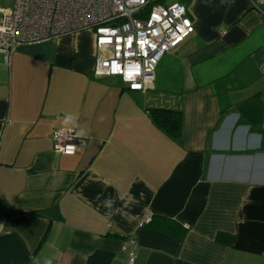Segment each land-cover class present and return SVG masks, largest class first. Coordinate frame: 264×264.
I'll list each match as a JSON object with an SVG mask.
<instances>
[{
  "label": "crops",
  "instance_id": "obj_1",
  "mask_svg": "<svg viewBox=\"0 0 264 264\" xmlns=\"http://www.w3.org/2000/svg\"><path fill=\"white\" fill-rule=\"evenodd\" d=\"M165 1L194 30L145 91L93 73L92 31L0 53V264H128L132 234L133 264H264V0ZM150 108L180 111L176 138Z\"/></svg>",
  "mask_w": 264,
  "mask_h": 264
},
{
  "label": "built area",
  "instance_id": "obj_2",
  "mask_svg": "<svg viewBox=\"0 0 264 264\" xmlns=\"http://www.w3.org/2000/svg\"><path fill=\"white\" fill-rule=\"evenodd\" d=\"M262 0H250L259 8ZM92 31L98 50L93 73L116 75L130 90L151 88L162 55L193 30L185 5L160 0H14L0 9V53L9 61L22 44L52 40L64 34ZM264 74V66L261 68ZM54 150L74 154L82 141L71 129L51 134ZM150 219L147 214L139 226ZM2 225L0 223V232ZM135 235L122 239L120 249L133 264Z\"/></svg>",
  "mask_w": 264,
  "mask_h": 264
},
{
  "label": "trees",
  "instance_id": "obj_3",
  "mask_svg": "<svg viewBox=\"0 0 264 264\" xmlns=\"http://www.w3.org/2000/svg\"><path fill=\"white\" fill-rule=\"evenodd\" d=\"M150 116L154 122L168 135L176 138L180 133L181 115L179 110L167 108H150ZM112 254L96 251L88 257V264H110Z\"/></svg>",
  "mask_w": 264,
  "mask_h": 264
},
{
  "label": "clouds",
  "instance_id": "obj_4",
  "mask_svg": "<svg viewBox=\"0 0 264 264\" xmlns=\"http://www.w3.org/2000/svg\"><path fill=\"white\" fill-rule=\"evenodd\" d=\"M73 119H74L73 116L71 114H68L64 117L63 123L65 125H68L70 122L73 121ZM112 203H113V201L111 200V198L104 201V204L106 207H110L112 205ZM47 264H52L51 260L47 261Z\"/></svg>",
  "mask_w": 264,
  "mask_h": 264
},
{
  "label": "rangeland",
  "instance_id": "obj_5",
  "mask_svg": "<svg viewBox=\"0 0 264 264\" xmlns=\"http://www.w3.org/2000/svg\"><path fill=\"white\" fill-rule=\"evenodd\" d=\"M160 2L161 3H168V2H166L165 0H160ZM174 2V1H173Z\"/></svg>",
  "mask_w": 264,
  "mask_h": 264
},
{
  "label": "water",
  "instance_id": "obj_6",
  "mask_svg": "<svg viewBox=\"0 0 264 264\" xmlns=\"http://www.w3.org/2000/svg\"><path fill=\"white\" fill-rule=\"evenodd\" d=\"M253 7V6H252ZM254 8H256V7H254ZM258 9V8H257Z\"/></svg>",
  "mask_w": 264,
  "mask_h": 264
}]
</instances>
